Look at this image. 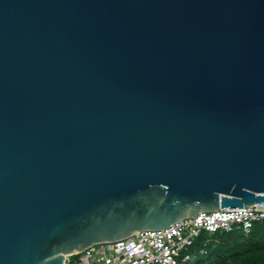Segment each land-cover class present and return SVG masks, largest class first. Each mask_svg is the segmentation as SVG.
Wrapping results in <instances>:
<instances>
[{"label":"water","instance_id":"obj_1","mask_svg":"<svg viewBox=\"0 0 264 264\" xmlns=\"http://www.w3.org/2000/svg\"><path fill=\"white\" fill-rule=\"evenodd\" d=\"M254 203L264 0H0V264Z\"/></svg>","mask_w":264,"mask_h":264},{"label":"built area","instance_id":"obj_2","mask_svg":"<svg viewBox=\"0 0 264 264\" xmlns=\"http://www.w3.org/2000/svg\"><path fill=\"white\" fill-rule=\"evenodd\" d=\"M259 221H264V203L199 211L163 229H142L120 240L94 244L61 264H177L181 251L201 231L211 234L237 228L248 234Z\"/></svg>","mask_w":264,"mask_h":264},{"label":"trees","instance_id":"obj_3","mask_svg":"<svg viewBox=\"0 0 264 264\" xmlns=\"http://www.w3.org/2000/svg\"><path fill=\"white\" fill-rule=\"evenodd\" d=\"M177 264H264V221L255 222L248 234L237 228L201 231Z\"/></svg>","mask_w":264,"mask_h":264}]
</instances>
